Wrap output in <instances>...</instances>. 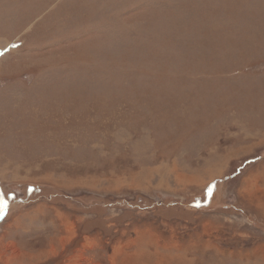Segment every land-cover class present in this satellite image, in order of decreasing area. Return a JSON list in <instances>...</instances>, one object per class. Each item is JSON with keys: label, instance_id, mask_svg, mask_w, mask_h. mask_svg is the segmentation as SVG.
<instances>
[{"label": "rangeland", "instance_id": "1", "mask_svg": "<svg viewBox=\"0 0 264 264\" xmlns=\"http://www.w3.org/2000/svg\"><path fill=\"white\" fill-rule=\"evenodd\" d=\"M0 264H264V0H0Z\"/></svg>", "mask_w": 264, "mask_h": 264}, {"label": "trees", "instance_id": "2", "mask_svg": "<svg viewBox=\"0 0 264 264\" xmlns=\"http://www.w3.org/2000/svg\"><path fill=\"white\" fill-rule=\"evenodd\" d=\"M205 202H209V201H208V200H206ZM205 202H204V203H205ZM207 204H209V203H207Z\"/></svg>", "mask_w": 264, "mask_h": 264}, {"label": "crops", "instance_id": "3", "mask_svg": "<svg viewBox=\"0 0 264 264\" xmlns=\"http://www.w3.org/2000/svg\"><path fill=\"white\" fill-rule=\"evenodd\" d=\"M175 257H177V255H175ZM180 259V258H179Z\"/></svg>", "mask_w": 264, "mask_h": 264}, {"label": "snow or ice", "instance_id": "4", "mask_svg": "<svg viewBox=\"0 0 264 264\" xmlns=\"http://www.w3.org/2000/svg\"><path fill=\"white\" fill-rule=\"evenodd\" d=\"M6 206V205H5Z\"/></svg>", "mask_w": 264, "mask_h": 264}]
</instances>
